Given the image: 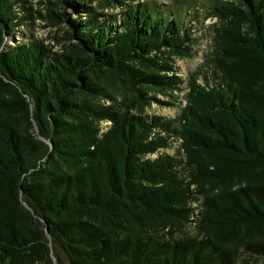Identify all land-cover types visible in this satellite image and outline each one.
<instances>
[{"label": "trees", "instance_id": "trees-1", "mask_svg": "<svg viewBox=\"0 0 264 264\" xmlns=\"http://www.w3.org/2000/svg\"><path fill=\"white\" fill-rule=\"evenodd\" d=\"M133 1L47 0L54 52L7 46L29 15L0 0L1 264H264V0L214 8L221 82L190 81L171 120L143 113L183 83L187 16Z\"/></svg>", "mask_w": 264, "mask_h": 264}, {"label": "rangeland", "instance_id": "rangeland-1", "mask_svg": "<svg viewBox=\"0 0 264 264\" xmlns=\"http://www.w3.org/2000/svg\"><path fill=\"white\" fill-rule=\"evenodd\" d=\"M229 0H134L133 4L143 3H155L160 10L168 7L175 10L177 6H180V10L187 16V27L189 28V41L188 45L191 48V55L189 57H179L171 63L174 70L172 73H168L170 76L175 74L179 76L183 83L180 89L168 91L167 94H161L157 92H150L148 97L150 101L145 107L143 115L151 119L152 117L163 118L167 120L176 119L181 113L182 109L187 105L186 96L189 92L188 83L192 80L197 81L198 84L205 85V79L202 74L205 72L210 75V83L215 84L221 82L220 74L215 72L210 60V54L213 51V38L214 27L218 24V19L212 16L214 8L216 6H223ZM47 0H26L27 11L19 12V16H28V20L17 29L14 40H10L7 46L29 43L32 41H39L44 44L49 50L54 52H60L63 50V46L67 43L64 35L67 29L64 25L54 26L49 18L47 11ZM230 2V1H229ZM88 8L96 11V13H102L106 17H110V21L115 20L121 14L120 8L107 7L104 2L96 1L94 3L84 2ZM185 4V6H184ZM189 7H187V5ZM69 15L73 10L67 11ZM85 17V16H84ZM83 17V18H84ZM212 79L214 80L212 82ZM116 93V92H115ZM118 100L120 96L115 94ZM104 104L110 105L108 99L104 100ZM121 101V100H120ZM119 101V102H120ZM110 127L109 122H103L100 124L101 133L106 132ZM179 143L174 142L169 148L160 150L157 154L151 156V158H157L159 155L170 154L176 155L178 152ZM190 233H194L192 228H189ZM1 264V261H0Z\"/></svg>", "mask_w": 264, "mask_h": 264}, {"label": "water", "instance_id": "water-1", "mask_svg": "<svg viewBox=\"0 0 264 264\" xmlns=\"http://www.w3.org/2000/svg\"><path fill=\"white\" fill-rule=\"evenodd\" d=\"M54 262L56 263V260H55V258H54Z\"/></svg>", "mask_w": 264, "mask_h": 264}]
</instances>
